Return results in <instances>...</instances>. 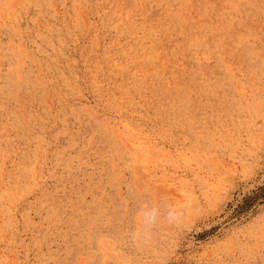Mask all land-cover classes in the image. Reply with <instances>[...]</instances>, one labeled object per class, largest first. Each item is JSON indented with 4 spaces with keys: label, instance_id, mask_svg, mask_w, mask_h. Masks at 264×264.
Instances as JSON below:
<instances>
[{
    "label": "rangeland",
    "instance_id": "rangeland-1",
    "mask_svg": "<svg viewBox=\"0 0 264 264\" xmlns=\"http://www.w3.org/2000/svg\"><path fill=\"white\" fill-rule=\"evenodd\" d=\"M0 1V264H264V0Z\"/></svg>",
    "mask_w": 264,
    "mask_h": 264
},
{
    "label": "bare ground",
    "instance_id": "bare-ground-1",
    "mask_svg": "<svg viewBox=\"0 0 264 264\" xmlns=\"http://www.w3.org/2000/svg\"><path fill=\"white\" fill-rule=\"evenodd\" d=\"M16 1H17V0H16ZM19 1H21V0H19ZM204 1H205V0H204ZM2 2H3V1H2ZM21 2H22V1H21ZM12 3H13V1H12ZM0 4H1V1H0ZM14 4H15V3H14ZM16 4H17V3H16ZM12 5H13V4H12ZM15 6H16V5H15ZM15 6H14V7H15ZM138 6H139V5H138ZM140 6H141V5H140ZM205 6H206V5H205ZM0 7H1V6H0ZM1 8H3V7H1ZM15 8H16V7H15ZM40 8H41V7H40ZM72 10H73V9H72ZM2 11H4V10H2ZM16 11H17V10H16ZM19 11H20V10H19ZM72 12H73V11H72ZM3 13H4V12H3ZM12 15H13V14H12ZM12 15H10V16H12ZM120 15H121V14H120ZM1 17H2V16H1ZM70 17H71V16H70ZM4 18H5V17H4ZM12 18H13V17H12ZM12 18H11V19H12ZM3 20H4V19H3ZM63 20H64V19H63ZM76 20H77V19H76ZM76 20H75V21H76ZM54 21H55V20H54ZM17 22H18V21H17ZM120 24H121V23H120ZM35 34H36V33H35ZM24 38H25V37H24ZM137 38H138V37H137ZM169 39H170V38H169ZM251 39H252V38H251ZM139 40H140V39H139ZM246 40H247V39H246ZM25 41H26V40H25ZM136 41H137V40H136ZM140 42H141V40H140ZM142 43H143V42H142ZM137 44H138V42H137ZM139 44H140V43H139ZM152 44H153V43H152ZM150 45H151V44H150ZM139 46H141V45H139ZM145 46H146V45H145ZM35 48H36V47H35ZM12 49H13V48H12ZM144 49H146V48H144ZM258 49H259V48H258ZM142 50H143V49H142ZM198 50H199V49H198ZM157 51H158V50H157ZM158 53H159V52H158ZM150 55H151V54H150ZM156 55H157V54H156ZM175 55H176V54H175ZM144 56H145V55H144ZM152 56H153V55H152ZM154 56H155V55H154ZM154 56H153V57H154ZM148 57H149V56H148ZM148 57H147V58H148ZM151 58H152V57H151ZM149 59H150V58H149ZM153 59H154V58H153ZM18 62H19V61H18ZM152 62H153V61H152ZM179 64H180V63H179ZM0 66H1V65H0ZM175 67H176V66H175ZM78 68H79V67H78ZM158 71H159V70H158ZM18 72H19V71H18ZM66 72H67V71H66ZM154 72H155V71H153V73H154ZM157 76H158V74H157ZM148 79H149V78H148ZM189 80H190V79H189ZM94 81H96V80H94ZM150 81H152V80H150ZM52 82H53V81H52ZM237 84H238V83H237ZM146 85H147V84H146ZM176 86H177V85H176ZM183 86H184V85H183ZM212 86H213V85H212ZM217 86H218V84H217ZM236 86H237V85H236ZM239 86H240V85H239ZM148 87H149V86H148ZM174 88H175V87H174ZM176 88H177V87H176ZM181 88H182V87H181ZM212 88H213V87H212ZM182 89H183V88H182ZM203 89H204V88H203ZM174 90H176V89H174ZM178 90H179V89H178ZM187 91H188V90H187ZM187 91H186V92H187ZM196 91H197V90H195V93H196ZM117 92H118V91H117ZM240 92H241V91H240ZM188 93H189V92H188ZM214 93H215V92H214ZM175 94H177V93H175ZM178 94H179V93H178ZM240 94H242V93H240ZM244 94H245V92H244ZM211 95H212V93H211ZM34 96H35V95H34ZM196 97H197V96H196ZM176 99H177V98H176ZM2 100H3V99H2ZM107 102H108V101H107ZM111 103H112V102H111ZM2 113H3V112H2ZM25 116H26V115H25ZM92 117H93V116H92ZM119 118H120V117H119ZM29 119H30V118H29ZM55 119H56V118H55ZM98 120H99V119H98ZM122 122H123V121H122ZM193 125H194V124H193ZM5 127H6V126H5ZM237 130H238V129H237ZM115 131H116V130H115ZM238 135H239V134H238ZM16 143H17V142H16ZM224 146H225V145H224ZM16 147H17V146H16ZM253 147H254V146H253ZM41 148H42V147H41ZM223 148H224V147H223ZM229 154H230V153H229ZM234 164H235V163H234ZM235 165H236V164H235ZM237 165H238V164H237ZM230 166H231V165H230ZM232 166H234V165H232ZM232 166H231V167H232ZM224 168H225V166H224ZM232 168H234V167H232ZM238 168H239V167H238ZM225 169H226V168H225ZM225 169H224V170H225ZM233 170L235 171V169H233ZM237 171H238V170H237ZM220 173H221V172H220ZM217 175H218V173H217ZM213 176H214V175H213ZM229 176H230V175H229ZM229 176H227V177H229ZM231 176H232V175H231ZM231 176H230V177H231ZM233 176H234V175H233ZM211 177H212V176H211ZM227 177H224V178H227ZM47 178H48V177H47ZM213 178H215V176H214ZM220 178H221V177H220ZM200 179H201V178H200ZM222 179H223V178H222ZM202 180H203V179H202ZM216 180H219V179H216ZM74 181H75V180H74ZM203 181H204V180H203ZM211 181H212V180H211ZM209 182H210V181H209ZM222 183H223V182H222ZM226 183H227V182H226ZM230 183H231V182H230ZM217 184H218V183H217ZM223 184H225V183H223ZM213 186H214V185H213ZM226 186H227V188H228V185H226ZM158 187H159V186H158ZM187 187H188V186H187ZM148 188H149V187H148ZM189 188H190V187H189ZM193 188H194V187H192V190H193ZM209 188H210V190H211L212 187H209ZM214 189H215V188H214ZM160 190H162L161 187H160L159 191H160ZM164 190H165V189H164ZM164 190H162V191H164ZM212 190H213V189H212ZM212 190H211V191H212ZM159 191H158V192H159ZM207 191H208V189H207ZM216 191H217V190H216ZM166 192H167V191H166ZM172 192H173V191H172ZM174 192H175V191H174ZM180 192H182V191H180ZM180 192H178V193H180ZM183 192H185V191H183ZM187 192H188V191H187ZM209 192H210V191H209ZM162 194H163V193H162ZM164 194H165V192H164ZM164 194H163V195H164ZM174 194H175V193H174ZM167 195H168V193H167ZM178 195H180V197H181L182 195L185 196L184 194H175V196H178ZM196 195H197V194H196ZM157 196H158V195H157ZM164 196H166V195H164ZM187 196H188V195H187ZM166 197L168 198L169 196H166ZM171 197H172V196H171ZM180 197L178 196V198H180ZM190 197L192 198V196H190ZM193 197H194V196H193ZM195 197H196V196H195ZM208 197H209V196H208ZM210 197H211V196H210ZM155 198H156V196H155ZM158 198H160V197H158ZM169 198H170V197H169ZM182 198H183V197H182ZM182 198H180V202H181V199H182ZM191 198L189 199V197H188L189 200L185 199V201L188 202V203H190ZM196 198H197V197H196ZM152 199H153V198H152ZM165 200H166V199H165ZM170 200H171V199H170ZM170 200H169V201H170ZM172 200H173V199H172ZM149 201H150V200H149ZM156 201H157V199H156ZM156 201L153 200V202H156ZM193 201H194V199L192 200V202H193ZM196 201H197V200H195L194 203H195ZM167 202H168V201H167ZM182 202H184L183 199H182ZM182 202H181V203H182ZM209 202H211V201H209ZM156 203H158V202H156ZM171 203H172V202H171ZM173 203H174V202H173ZM198 203H200V202L198 201ZM207 203H208V202H207ZM154 204H155V203H154ZM184 204H185V203H184ZM192 204H193V203H192ZM192 204H191V206H192ZM195 204H196V206H197V203H195ZM143 205H144V204H143ZM157 205H159V204H157ZM157 205H156V206H157ZM172 205H173V204H172ZM199 205H200V204H199ZM199 205H198V206H199ZM211 205H212V204H211ZM215 205H216V203H215ZM147 206H148V205H147ZM175 206H176V205H175ZM177 206H178V205H177ZM186 206H187V205H186ZM189 206H190V205H189ZM196 206H195V207H196ZM170 207H171V206H170ZM179 207H181V204H180ZM200 207H201V206H200ZM200 207H199V208H200ZM143 208L146 209L145 205L143 206ZM150 208H151V207H150ZM166 208H167V207H166ZM171 208H172V207H171ZM171 208H170V209H171ZM206 208H207V207H206ZM55 209H56V208H55ZM153 209H154V208H153ZM174 209H175V208H174ZM176 209H177V208H176ZM176 209H175V210H176ZM189 209H190V207H189ZM189 209H188V211H189ZM191 209H192V208H191ZM195 209L197 210V208H195ZM143 210H144V209H143ZM167 210H168V209H167ZM206 210H207V209H206ZM140 211H141V208H140ZM147 211H148V213H150V212H149L150 209H148ZM152 211H153V210H152ZM168 211H169V210H168ZM178 211L181 212L182 210H181V211L178 210ZM178 211H176V212H177L176 217H177V216L181 217L180 215H178ZM190 211H191V210H190ZM193 211H194V208H193ZM138 212H139V211H138ZM145 212H146V210H145ZM145 212L142 211L141 213H144V214H145ZM163 212H164V210H163ZM172 212H174V211L172 210ZM176 212H175V214H176ZM194 212H195V215H198V214H199V213L197 214L196 211H194ZM198 212H199V210H198ZM17 213H18V212H17ZM146 213H147V212H146ZM158 213H159V212H158ZM160 213H161V212H160ZM164 213H165V212H164ZM137 214H138L137 216L139 217L138 219H140L141 216H139V213H137ZM152 214H153V213H152ZM152 214L150 213V215H152ZM154 214H155L154 217H156V213H154ZM168 214H169V213H168ZM175 214H173L172 217H173ZM179 214H180V213H179ZM187 214H188V213H187ZM192 214H193V213H192ZM142 215H143V214H142ZM146 215H148V214H146ZM159 215H160V214H159ZM170 215H171V213H170ZM188 215H189V216H188ZM188 215H187L188 217H191L190 214H188ZM135 216H136V215H135ZM144 216H145V215H144ZM152 216H153V215H152ZM193 216H194V215H193ZM159 217H161V216H159ZM168 217H169V216H168ZM174 217H175V216H174ZM174 217H173V219L175 220ZM182 217H183V216H182ZM184 217H185V216H184ZM194 217H195V216H194ZM144 218H145V219H144ZM144 218H143L144 220L147 219V217H144ZM149 218H150V217H149ZM162 218H163V217H162ZM162 218H160L159 220H163ZM185 218H186V217H185ZM192 218H193V217H192ZM192 218H191V219H192ZM196 218H197V217H195V219H196ZM136 219H137V217H136ZM136 219H135V220H136ZM151 219H152V218H150V220H151ZM155 219H156V218H155ZM157 219H158V216H157ZM179 219H181V218H179ZM179 219H178V221H179ZM147 220H149V219H147ZM159 220H158V221H159ZM169 220H170V219H169ZM182 220H183V219H182ZM138 221H139V220H138ZM138 221H137V223H135V224H139ZM153 221H155V220L153 219ZM176 221H177V220H176ZM188 221H189V219H188ZM134 222H135V221H134ZM156 222H157V221H156ZM164 222H165V219H164ZM164 222H163V223H164ZM163 223H162V224H163ZM178 223H180V222H178ZM178 223H177V225H178ZM182 223H183V222H182ZM185 223H187V222H185ZM144 224H145V223H144ZM162 224H161V225H162ZM164 224H165V223H164ZM164 224H163V225H164ZM166 224H167V223H166ZM175 225H176V224H175ZM177 225H176V226H177ZM184 225H185V224H184ZM159 226H160V225H158V227H159ZM168 226H169V225H168ZM170 226H171V225H170ZM147 227H148V226H147ZM164 227H166V226H164ZM180 227H181V226H180ZM166 228H167V227H166ZM166 228H165V229H166ZM162 229H163V228H162ZM162 229H159V230L162 231ZM165 229H163V230H165ZM154 230H155V229H154ZM159 230H158V231H159ZM169 230H172V229H169ZM175 232H176V231H175ZM135 233H136V232H135ZM172 233H173V232H171V234H172ZM177 233H178V232H177ZM159 234H160V233H158V235H159ZM165 234H166V233H165ZM150 235H151V234H150ZM150 235H149V236H150ZM173 235H174V234H173ZM149 236H148V237H149ZM151 236H152V235H151ZM166 236H168V234H166ZM166 236H165V237H166ZM24 237H25V236H24ZM165 237H164V238H165ZM169 237L171 238V236H169ZM169 237H168V238H169ZM166 238H167V237H166ZM168 238H167V239H168ZM174 239H175V238H174ZM162 240H163V239H162ZM149 241H150V240H149ZM163 241H164V240H163ZM164 242H165V241H164ZM166 242H168V241H166ZM152 243H153V242H152ZM25 244H26V243H25ZM134 255H135V254H134ZM157 257H158V256H157ZM133 258H134V257H133ZM135 258H136V256H135Z\"/></svg>",
    "mask_w": 264,
    "mask_h": 264
}]
</instances>
